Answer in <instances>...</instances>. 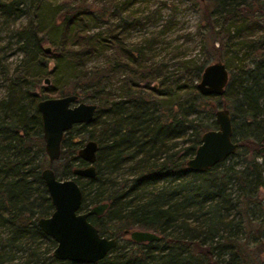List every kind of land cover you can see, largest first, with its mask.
<instances>
[{
	"label": "trees",
	"instance_id": "16d2710c",
	"mask_svg": "<svg viewBox=\"0 0 264 264\" xmlns=\"http://www.w3.org/2000/svg\"><path fill=\"white\" fill-rule=\"evenodd\" d=\"M54 1L0 0L2 13L32 16L16 29L21 56L5 77L7 92L0 98V264H264V0H209L235 30L234 44L248 46L245 56H253L235 80L232 72L228 78L234 80L228 110L238 146L199 171L187 170L185 160L200 133L216 125L214 102L225 99L228 82L215 95L167 78L141 56L143 47L123 42L125 29L138 18L125 17L119 32H89L86 21L98 17L92 4L61 0L51 7ZM43 5L54 11L48 22L37 16ZM206 24L211 41L218 43L211 44L214 60L221 61V47L231 35L223 23L215 27L207 17ZM43 42L50 52L42 49ZM107 46L112 51L103 66L80 68L86 56ZM3 58L0 54L1 71L7 67ZM46 76L52 82L49 91L94 98L96 104L90 122L64 131L52 162L44 153L36 108V101L49 94L34 91ZM112 80L116 94L106 88ZM84 138L94 139L97 147L94 176L75 177L80 207L107 202L101 214L87 219L101 235L117 237L139 227L159 233L157 240L127 238L92 263L51 255L54 240L36 223L52 210L40 170L55 163L57 176L71 175L74 166L84 165L76 153Z\"/></svg>",
	"mask_w": 264,
	"mask_h": 264
},
{
	"label": "rangeland",
	"instance_id": "374dc122",
	"mask_svg": "<svg viewBox=\"0 0 264 264\" xmlns=\"http://www.w3.org/2000/svg\"><path fill=\"white\" fill-rule=\"evenodd\" d=\"M125 1L83 0L79 3L81 5L92 4L98 15L95 20L86 21L87 30L89 32L102 31L107 33L109 30L114 29L119 32L121 26L126 22L125 17L129 19L138 18L139 22L125 29L123 42L131 48L135 45L143 47L141 56L148 62L155 64L158 71L167 78H178L189 83H195L200 74L197 71V67L214 61L216 58L211 44L217 46L218 43L215 40L211 41L207 31V17L215 27L223 23L226 26L224 29L227 30V34L231 35V38L227 40V44H223L221 47L220 60L224 63L229 73L232 72L234 74L232 79L234 78L235 80L240 73V69L247 67L252 59L253 55L251 54L245 56L247 50H251L248 46L240 43L234 44V42L239 40L235 30L228 23V20L225 21L221 14L214 11L209 0H133L128 6L122 7L126 3ZM57 3L61 4V0H55L51 7ZM52 15L54 16L53 9L43 5L42 8H39L37 16L40 17L41 21L48 22L53 18ZM31 17V14L27 12L18 15H6L0 11V54L4 57L3 61L7 64L5 71L0 69V98L7 92L8 83L5 77L13 73L14 67L18 64L21 56V52L16 48V29L20 28ZM255 34L247 38H252ZM45 43L43 42L42 44L44 45ZM228 43L232 44L228 45ZM111 51L112 47L107 46L103 52L86 56L81 61L80 68L103 66L107 57L106 54ZM52 62L51 60L47 61L49 69L53 64ZM118 75L115 74L114 76L117 77ZM46 77L48 82L45 83L43 78H40L34 87V91L40 96L43 92H47L51 97L61 95L46 89L52 84L50 78ZM232 79H229L224 91L225 99H215L216 108L221 106L229 108L228 96L234 92V80L232 81ZM70 80L71 78H69ZM108 86L110 87V92L116 94L118 91L115 87L116 82L112 80L109 85H106V88ZM69 87L70 85L67 88ZM93 99H82L81 96H78L73 103L79 100L91 102ZM213 127L215 126L211 128ZM181 140V138L176 140L177 146L184 144ZM235 140L238 141L237 139ZM257 159L262 162V159ZM54 164L44 163L43 166L48 165L53 169ZM59 177L64 178L67 176ZM230 215H232L231 210L227 216ZM127 238L126 234L118 235L117 242L126 244Z\"/></svg>",
	"mask_w": 264,
	"mask_h": 264
},
{
	"label": "water",
	"instance_id": "95a60500",
	"mask_svg": "<svg viewBox=\"0 0 264 264\" xmlns=\"http://www.w3.org/2000/svg\"><path fill=\"white\" fill-rule=\"evenodd\" d=\"M42 49L50 52L51 46L44 44ZM228 78L229 72L224 63L214 60L203 65L195 86L203 94L220 95ZM43 81L47 83L48 78L44 77ZM76 100L75 93H65L42 97L36 101L43 148L49 162L59 155L64 131L74 123L90 122L93 118L96 104L82 100L73 103ZM214 121L215 127L200 133L199 143L185 160L187 170L199 171L210 167L236 150L238 142L232 137L231 115L226 106L215 109ZM96 147L94 139L83 141L76 153L84 165L74 166L72 174L67 177L57 176L50 166L40 170L52 210L46 216H39L36 223L54 240L51 255L56 259L92 263L103 258L117 243V237L101 235L97 227L87 219L89 214H101L107 206L106 201L93 204L87 209L80 207L81 190L75 177L94 176ZM123 234L135 242L157 240L160 236L156 231L139 227L124 229Z\"/></svg>",
	"mask_w": 264,
	"mask_h": 264
},
{
	"label": "flooded vegetation",
	"instance_id": "af4514ba",
	"mask_svg": "<svg viewBox=\"0 0 264 264\" xmlns=\"http://www.w3.org/2000/svg\"><path fill=\"white\" fill-rule=\"evenodd\" d=\"M45 153V152H44Z\"/></svg>",
	"mask_w": 264,
	"mask_h": 264
}]
</instances>
